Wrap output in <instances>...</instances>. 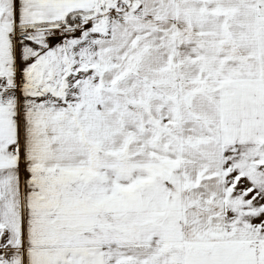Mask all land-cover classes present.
<instances>
[{
  "label": "snow or ice",
  "instance_id": "snow-or-ice-1",
  "mask_svg": "<svg viewBox=\"0 0 264 264\" xmlns=\"http://www.w3.org/2000/svg\"><path fill=\"white\" fill-rule=\"evenodd\" d=\"M0 264H264V0H0Z\"/></svg>",
  "mask_w": 264,
  "mask_h": 264
}]
</instances>
